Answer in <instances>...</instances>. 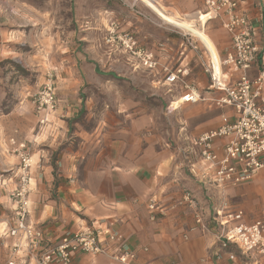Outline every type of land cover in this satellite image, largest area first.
I'll return each mask as SVG.
<instances>
[{
	"label": "crops",
	"instance_id": "0c3cea01",
	"mask_svg": "<svg viewBox=\"0 0 264 264\" xmlns=\"http://www.w3.org/2000/svg\"><path fill=\"white\" fill-rule=\"evenodd\" d=\"M152 1L170 18L183 19L180 21L187 24L188 20L200 24L199 16L206 11L203 0ZM239 2L240 10L256 24L255 42L264 50V0ZM147 7L135 6L143 16L123 8L115 11L100 8L99 28L88 27L87 30L105 32L108 23L115 21L120 32L133 34L146 48L154 50L157 45L164 44L165 56L173 65L180 62L189 65L191 73L186 81L194 85L201 99L194 104L214 107L219 114L206 116V120L195 125L192 131H187L186 126L181 128L174 151L167 142L156 148L154 145L162 143L154 138H141L144 131L153 128L148 113L143 118L130 120L127 129L87 133L79 128L73 135L77 138V146H62L69 140L65 133L68 123L93 105L78 98L81 86L69 71L64 78L57 77L56 108L48 116V123L39 130L31 107L24 102L28 87L20 80L7 87L1 65L8 60H19L13 46L28 43L34 49L29 61L41 72L46 66L42 51L47 53L45 43L47 40L51 43V36L41 37L40 15L9 3L0 4V233L12 215V192L17 185L19 163L15 151L23 148L33 164L27 221L43 232L52 244L58 243L64 233L112 228L121 233L126 248L136 254L131 264H264V256L244 257L235 247H220L216 239L219 226L212 222L215 211L240 210L244 223H264V166L251 181L223 193L189 175L184 157L193 149L195 137L218 126L221 115L231 116V112L213 105L212 99L217 93L208 90L210 81L195 55L182 49L180 37L167 31L158 15ZM87 24L89 26L90 22ZM204 32L215 52L223 56L230 39L218 21L208 22ZM102 38L99 45L105 48ZM104 54L106 61H120L115 53ZM120 55L124 66L133 73H148L132 67L127 58ZM260 56L248 73L250 79L256 78L261 70ZM86 78L88 82L94 79L90 73ZM151 85L152 89L163 90L161 94L165 97L168 114L193 105L178 103L181 94L177 87L167 86L154 77ZM7 92L12 94V100H7ZM123 105L120 104L119 110ZM186 193L194 199L196 209L182 201ZM149 203H154L162 212L156 210L152 214L147 208ZM196 213L207 226L206 231L196 226ZM151 214L154 220L150 219ZM10 243V239L5 240L6 246ZM7 259V249L0 242V264H5ZM71 264L115 263L104 256L77 255Z\"/></svg>",
	"mask_w": 264,
	"mask_h": 264
},
{
	"label": "built area",
	"instance_id": "2783aa9c",
	"mask_svg": "<svg viewBox=\"0 0 264 264\" xmlns=\"http://www.w3.org/2000/svg\"><path fill=\"white\" fill-rule=\"evenodd\" d=\"M239 3V0H204L206 23L188 20L186 29L161 21L167 31L180 37L181 48L191 51L197 58L210 81L208 90L217 93L212 99L213 105L231 112V116L221 115L218 126L199 133L193 141V149L184 157L191 177L222 193L251 181L264 166V50L255 42L256 24L240 10ZM130 9L137 16H143L134 4ZM210 21H218L230 39L223 56L188 31L197 28L205 33L204 28ZM102 42L109 53L123 54L132 67L147 71L167 86L179 88V104L201 100L194 85L186 81L191 73L189 65L181 62L173 65L168 61L164 44L157 45L154 50L146 48L133 34L120 32L115 21L108 23ZM259 55L261 70L256 78L250 79L248 73ZM55 89L54 73L47 71L39 90L31 97L39 130L48 123V116L56 108ZM15 154L19 163L17 185L12 192V215L0 233V242L8 254L5 264H71L77 255L104 256L115 264L132 263L136 254L126 248L121 233L112 228L64 233L58 243L52 244L43 232L31 225L27 219L33 164L23 148L17 149ZM182 201L196 209L188 193L183 195ZM147 208L152 214L156 210L162 212L154 203H149ZM152 214L150 219L154 220ZM214 214L212 222L219 226L216 239L220 247H235L244 257L264 256L263 222L244 223L240 210H218ZM194 217L196 226L206 231L200 215L196 213ZM6 239L11 240L10 245L6 246ZM229 257L234 258L232 254Z\"/></svg>",
	"mask_w": 264,
	"mask_h": 264
},
{
	"label": "rangeland",
	"instance_id": "374dc122",
	"mask_svg": "<svg viewBox=\"0 0 264 264\" xmlns=\"http://www.w3.org/2000/svg\"><path fill=\"white\" fill-rule=\"evenodd\" d=\"M8 3L10 6H18L40 15L41 37L48 39L51 36V43L49 40L45 43L47 53L42 51L46 66L41 72L38 69L36 71L29 61L34 49L28 43L13 46L21 60H8L1 65L5 69L3 76L7 87L15 85L18 80L28 87L24 102L31 107L37 126L38 119L31 97L39 90L47 71L54 73L55 83L57 77L64 78L67 71L74 73V80L81 86L78 98H82V102L90 101L93 104L90 109L82 110L65 127L69 140L63 142L62 146H77V138L73 135L79 128L87 133H102L103 129H127L130 127V120L143 118L148 113L151 115L153 128L144 131L141 138H154V141L162 143L154 145L156 148L167 142L174 151L181 128L186 126L187 131H192L195 125L206 120V116L219 114L214 107L204 108L200 103L184 106L168 114L163 99L165 97L161 94L163 90L152 89V75L130 71L124 66L120 52H115L119 62L106 61L104 53L109 51L99 45L104 32L88 31L87 28H99L100 8L113 11L123 8L130 11L132 4L146 8L140 0H0L1 5ZM26 31L28 33L30 28ZM89 73L94 77L90 82L86 78ZM11 96L12 94L7 92V100H12ZM119 103L124 104L120 110Z\"/></svg>",
	"mask_w": 264,
	"mask_h": 264
},
{
	"label": "bare ground",
	"instance_id": "6f19581e",
	"mask_svg": "<svg viewBox=\"0 0 264 264\" xmlns=\"http://www.w3.org/2000/svg\"><path fill=\"white\" fill-rule=\"evenodd\" d=\"M142 3H144L146 6H148L158 17L165 23L176 26L181 29H186L187 23H184L182 21L170 18L164 11V9L157 4L155 1L152 0H140ZM208 19L207 15L201 14L199 16V22L202 24H205ZM184 21V20H183ZM188 31L196 38L200 39L202 42H204L210 49H212L214 52V48L208 38L206 37L205 33H202L199 29L193 28V29H188Z\"/></svg>",
	"mask_w": 264,
	"mask_h": 264
}]
</instances>
